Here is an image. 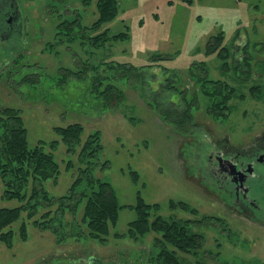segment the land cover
<instances>
[{
  "label": "rangeland",
  "instance_id": "rangeland-1",
  "mask_svg": "<svg viewBox=\"0 0 264 264\" xmlns=\"http://www.w3.org/2000/svg\"><path fill=\"white\" fill-rule=\"evenodd\" d=\"M50 1H19L26 38L22 52L10 43H0V107L23 109L31 145L59 140L54 149L47 144V150L54 151L61 163L58 177L45 182L56 196L69 193L82 166V147L70 153L55 126L81 122L85 126L83 141L98 131L102 148L94 159L99 164L93 172L112 184L124 206L106 241L89 236L87 229L58 241L52 228L35 223L43 212L32 218L25 212L27 236L20 234L21 218L14 223L13 245L0 240V264H91V258L103 264H150V254L156 248L154 232L136 237L115 234L126 233L136 219V208L131 205H136L139 197L158 202L160 208L155 213L167 218L218 216L197 227L205 235L203 247L196 256L181 252L183 259L194 264L198 260L264 264V227L230 214L194 177L188 159L193 154L203 165L214 141L228 139L234 146H243L264 132V0H119L117 15L88 31H108L109 37L126 32L128 37L111 38L105 46L92 41L85 47L68 42L58 51H50L46 43L56 39L60 11L64 18L81 17L82 23L91 27L100 18V0ZM51 3L57 4L53 7L58 13H52ZM220 33L230 56L227 67L218 53L206 52L209 39ZM84 59L99 67L81 71ZM202 61L205 64L201 65ZM248 62L253 66L247 67ZM61 65L81 71L82 76L73 74L61 84ZM205 69L209 78L234 85L230 109L220 110L215 104L210 107L206 97L210 83L201 84L194 76L195 72L205 74ZM88 73L112 77L122 91L118 103L106 104ZM175 80L179 91L166 89ZM108 81L104 80L101 90ZM256 86L259 91L253 93ZM183 95L198 100L191 124H185L190 131L182 130L180 122H171L185 112ZM219 112L225 114L217 116ZM105 161L108 165L103 167ZM3 190L0 180V207L19 204L18 199L5 200ZM173 201H185L188 206H173ZM84 204L83 200L75 215H67L65 221L71 222L67 231L75 223L84 224Z\"/></svg>",
  "mask_w": 264,
  "mask_h": 264
},
{
  "label": "trees",
  "instance_id": "trees-1",
  "mask_svg": "<svg viewBox=\"0 0 264 264\" xmlns=\"http://www.w3.org/2000/svg\"><path fill=\"white\" fill-rule=\"evenodd\" d=\"M61 1L51 0L50 2L61 3ZM118 3L119 0H100V18L91 27L84 25L81 17L70 18L66 15L67 17L64 18V13L60 11L56 39L54 37V40L46 43L47 49L58 51L59 46H65L68 42H70L69 44L78 43L85 47L88 41H92L94 45L101 42V46H105L111 38L113 40L125 39L128 37L126 32L109 37L108 31L93 32L92 34H89L88 31L98 29L101 21L115 17L119 9ZM54 5L52 4V13H58V9H54ZM224 40L223 33L212 36L207 43L206 52L208 54L218 53L217 56L224 61L223 65L226 66L230 56L228 48L223 45ZM84 50L87 52L85 48ZM245 51L248 53V48ZM81 62L83 63L81 67H84L81 71L87 72L88 67L97 69L98 64L96 62H90L87 59L81 60ZM202 64H205V62L202 61ZM130 65L136 68L135 65ZM252 66L250 62L247 63V67ZM60 67L62 69L60 73L61 84H65L64 79L73 74L78 77L82 76L81 71H75L69 68L68 65H61ZM206 70L205 74L195 72L194 76L198 78L201 84H204V82L210 83L209 88L206 89V97L210 99V107L215 104L220 106V110L222 108L224 111L230 109V101L236 93L234 85L224 79L209 78ZM248 71H251V68ZM140 72L142 71L140 70ZM103 75L104 73L93 76L89 74L96 88L95 91L98 92L99 96L102 94L101 97L106 99V104L118 103L119 97L122 96L121 89L111 80L112 77H104ZM105 79L109 80L108 84L105 89L101 90L100 88L104 85ZM257 88L256 86L252 89L253 93L259 91ZM166 89H173L178 92L176 80L170 81L166 85ZM183 97L187 104L185 112L176 120H171V122H180L182 130L188 131L191 127H187L185 124H191L195 116L194 102L198 100L194 96L191 98L183 95ZM216 114L221 116L225 113L219 112ZM166 116L167 114L164 115V117ZM55 130L70 153H75L77 146L82 147L79 160L82 166L78 168V175L73 181L69 193L59 196L51 194L45 187V182L50 178H57L61 171V163L56 159L54 151L47 150V144L50 142L40 140L31 145L28 139V128L23 116V109L13 105H2L0 107V180L4 186L2 196L5 200L18 199L20 201L16 206L0 207V240L6 242L9 246L14 243L16 231L14 223L21 218L20 234L23 238L27 236L28 223L23 219L25 212H28L27 214L31 218L39 212H43L39 217L41 219H36L35 223L42 228H52L58 241H63L70 235L83 234L85 229H87L89 236L106 241L108 236L111 235V226L117 222L119 210L124 206L119 203L112 184L97 177L93 172L99 164V161H94V159H97L98 152L102 148L99 132H91L88 139L83 141L85 126L78 121L69 123L66 126H55ZM58 142L59 140L51 141L50 148L54 149ZM72 164V161L68 163L69 166ZM101 165L105 167L108 165V161ZM83 200L85 204L82 222L84 224L75 223L67 231V226H70L71 223L65 221L67 215H75ZM177 203L173 201L172 205L175 206ZM179 203L183 207L188 206L185 201H179ZM131 207L136 208V219L129 223L126 233L116 232L115 234L135 236L154 232V247L156 248L150 254V264H194L185 258L183 259L180 253L198 255L203 247L205 235L197 227L216 217L208 215L202 218L197 216L195 218L178 216L167 218L160 213H155L160 208L158 202L149 203L141 197H139L136 205H131ZM193 211L197 213L198 210L193 209ZM195 264H207V261L198 260Z\"/></svg>",
  "mask_w": 264,
  "mask_h": 264
},
{
  "label": "flooded vegetation",
  "instance_id": "flooded-vegetation-1",
  "mask_svg": "<svg viewBox=\"0 0 264 264\" xmlns=\"http://www.w3.org/2000/svg\"><path fill=\"white\" fill-rule=\"evenodd\" d=\"M19 1L0 0V43H10L22 52L26 25L21 22ZM210 146L203 165L193 159V154L188 157L194 177L217 196L230 214L264 227V132L247 145L234 146L222 139ZM90 261L103 264L97 258Z\"/></svg>",
  "mask_w": 264,
  "mask_h": 264
}]
</instances>
